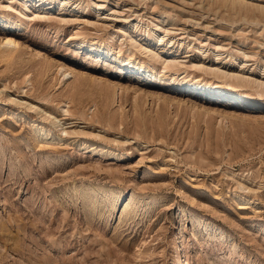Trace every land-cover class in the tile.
Segmentation results:
<instances>
[{
	"label": "rangeland",
	"instance_id": "374dc122",
	"mask_svg": "<svg viewBox=\"0 0 264 264\" xmlns=\"http://www.w3.org/2000/svg\"><path fill=\"white\" fill-rule=\"evenodd\" d=\"M5 35L0 264H264V0H0Z\"/></svg>",
	"mask_w": 264,
	"mask_h": 264
},
{
	"label": "bare ground",
	"instance_id": "6f19581e",
	"mask_svg": "<svg viewBox=\"0 0 264 264\" xmlns=\"http://www.w3.org/2000/svg\"><path fill=\"white\" fill-rule=\"evenodd\" d=\"M0 46H1V48H0V63H6V64H11L15 60V58H16L17 54L19 53V51L22 49V44L20 43V41L17 40L16 38H14L11 35H5L2 38V41H1ZM38 56H41V53L40 52H38ZM73 73L74 72H73V70L71 68H67L63 72V76L67 80L71 75H73ZM227 76H232V74H228V73L224 74V77L227 78ZM219 91H220L221 94L224 92L223 90H219ZM234 97H235V95H234ZM231 103L233 105H236L237 104L236 101L233 102L232 100H231ZM242 114H243V117L242 118L250 117L246 113H242ZM181 251H182V249H181ZM176 258H177L178 264H184L185 261H183V258H182V256H181V254H180V252H179L178 249L176 250ZM184 259H186V258H184Z\"/></svg>",
	"mask_w": 264,
	"mask_h": 264
}]
</instances>
